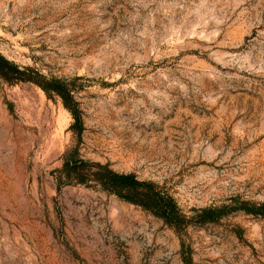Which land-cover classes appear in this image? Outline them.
<instances>
[{
    "label": "rangeland",
    "instance_id": "374dc122",
    "mask_svg": "<svg viewBox=\"0 0 264 264\" xmlns=\"http://www.w3.org/2000/svg\"><path fill=\"white\" fill-rule=\"evenodd\" d=\"M0 56L65 81L0 78V264H264V0H0ZM107 165L170 196L176 231L66 176Z\"/></svg>",
    "mask_w": 264,
    "mask_h": 264
},
{
    "label": "trees",
    "instance_id": "16d2710c",
    "mask_svg": "<svg viewBox=\"0 0 264 264\" xmlns=\"http://www.w3.org/2000/svg\"><path fill=\"white\" fill-rule=\"evenodd\" d=\"M0 78L9 84L30 83L38 87L47 96L53 95L61 100L62 106L72 115L74 123L71 129L79 139L82 133V123L76 102L72 97V90L65 81L48 79L29 67H19L0 56ZM64 172L77 184L88 185L92 183L100 190L107 192L121 201L138 206L162 220L168 227L181 231L188 225H204L213 223L224 216L226 207L205 208L193 210L192 216H186L178 208L175 201L163 193L156 185L147 181H139L133 174H119L108 168L107 165L84 161H66ZM246 214L264 218V202L253 205L242 204L240 208ZM184 264H190L184 259Z\"/></svg>",
    "mask_w": 264,
    "mask_h": 264
}]
</instances>
